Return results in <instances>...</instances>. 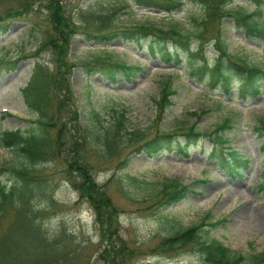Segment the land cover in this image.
<instances>
[{"label":"rangeland","instance_id":"rangeland-1","mask_svg":"<svg viewBox=\"0 0 264 264\" xmlns=\"http://www.w3.org/2000/svg\"><path fill=\"white\" fill-rule=\"evenodd\" d=\"M29 2L32 6L29 12L13 20L9 30L0 34V60L12 62L0 67V132L30 130L37 117L25 103L22 89L31 77L35 63L32 54L39 47L49 9L47 2ZM183 2L182 8L167 13L135 5L133 0H62L73 14L77 6L116 7L119 27L151 23L160 28L175 26L191 33L195 38L193 50L203 45L209 66L215 63L218 52L212 38L221 27L233 57L264 67L263 42L247 37L244 29L236 27L230 17L204 25L203 5L194 0ZM6 6L7 1L1 0L0 11ZM21 7L16 8L20 11ZM228 7L247 12L258 10L252 0H232ZM260 8L256 18L264 27V4ZM203 30H206V38L200 45L197 35ZM105 52L127 64L140 65L143 70L131 79L118 75L116 81L99 72H87L83 65ZM70 56L76 64L71 77L75 92L72 105L77 107L83 125L107 126L125 114L129 130L142 129L150 138L158 131L187 129L194 124L198 131L209 132L230 119L222 147L236 149L250 163L239 175L227 174L218 158L210 154L214 143L206 136L200 137L187 153L176 150L175 145L154 152L133 151L129 147L118 157L100 161L95 166L94 176L105 186L120 211L114 243L122 245L120 240L124 239L132 253L125 249L117 253L111 247L108 235L102 234L96 222L94 210L88 203L78 201V192L61 173L63 166L54 162L44 164L52 187L50 195L37 202L42 207L38 217L50 240L57 242L54 250L63 251L56 264H113L114 259L116 264H210L192 247L171 254L153 251L174 227H189L201 222L206 223L205 235L222 241L233 255L249 256L264 251V187H261L264 182V135L258 129V120L264 117V85L259 95L248 99L238 97L237 88L227 94L219 86H210L207 79L194 76L189 63L179 67L164 63L152 57L142 45L122 37L113 39L108 45H100L77 33L71 41ZM39 57L51 61L50 51L41 50ZM166 81L175 93L170 96L172 104L159 119L155 101ZM234 84L238 86L239 81L235 80ZM96 147L103 148L98 143ZM126 157L129 166L118 170ZM23 161L14 149L0 146V167L1 164L21 165ZM171 179L189 185L190 192L185 199L169 207H160L157 198L151 195ZM2 180L7 187L11 186L8 171H3ZM106 248L112 249V253L105 261L101 253Z\"/></svg>","mask_w":264,"mask_h":264},{"label":"trees","instance_id":"trees-1","mask_svg":"<svg viewBox=\"0 0 264 264\" xmlns=\"http://www.w3.org/2000/svg\"><path fill=\"white\" fill-rule=\"evenodd\" d=\"M5 1L8 6L0 11V34L9 30L13 20L29 12L27 10L32 8L29 1L47 2L49 15L39 47L32 54L35 63L31 77L22 89L25 103L37 114L33 121L34 127L26 131L16 129L0 132V146L12 148L24 158L21 165L1 164L0 167V264H56L58 258L61 259L63 251L54 250L57 242L50 240L38 217L42 207L37 202L39 198L49 196L52 187L49 172L44 168L46 163L54 162L55 165L58 163L63 166L61 173L78 192V201L88 203L94 210L102 234L108 235V241L110 239L109 243L117 253L122 249L132 252L124 244V239L120 240L122 245L114 243L120 211L106 192L105 186L98 183L94 176L95 166L100 161L118 157L122 150L129 147L133 151L154 152L165 146L175 145L176 150L187 153L200 137L206 136L214 143L210 154L218 158L220 167L227 174L239 175L248 167V158L234 148L222 147L226 141L224 131L229 128L230 119L209 132L198 131L194 124L187 129L180 127L170 132L158 131L147 138L148 132L145 133L142 129H128L125 114L107 126H85L79 120L77 107L72 105L75 92L71 77L76 64L70 56V45L77 33L86 35L100 45H108L113 39L122 37L142 45L152 57L159 58L164 63H173L175 67L189 63L194 76L207 79L210 86H219L227 94L237 88V96L242 99L259 95L264 85V67L250 65L241 58L233 57L229 53L221 27L212 38L218 52L215 63L209 66L205 61L203 45L193 50V34L175 26L160 28L151 23L119 27L116 17L118 9L111 5L101 6L99 9L77 6L73 14L62 4V0ZM194 1L204 7V25L230 17L236 27L244 29L247 37L264 43V27L256 18L264 0H252L258 10L251 12L229 8L232 0ZM133 2L143 8L159 9L167 13L184 6L183 0ZM16 7H21V10L18 11ZM205 32L203 30L197 35L200 45L206 38ZM41 50L50 51V62L39 57ZM9 64L12 62L0 60L1 68ZM83 67L89 73H102L112 81H116L118 75L131 79L143 70L142 66L127 64L108 52L93 57ZM235 80L239 81L238 86L234 84ZM174 93L166 81L159 99L155 101L159 119L172 104L170 96ZM258 123V129L264 135V117ZM97 143L103 148H97ZM262 148L264 149V143ZM128 166L129 158L126 157L117 169L125 170ZM4 170L10 173L12 184L9 187L2 180ZM161 185V189L151 195V198H157L156 203L160 207H169L185 199L190 192L189 185L179 179H171ZM261 187H264V183H261ZM205 224L201 222L189 227L173 226V232L165 236L153 251L171 254L192 247L210 264H264V251L249 256L233 255L222 241L205 235L208 231L203 229ZM111 250H102L101 259L106 261ZM65 259L63 255V260ZM113 264H116L115 259Z\"/></svg>","mask_w":264,"mask_h":264}]
</instances>
